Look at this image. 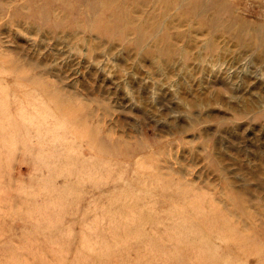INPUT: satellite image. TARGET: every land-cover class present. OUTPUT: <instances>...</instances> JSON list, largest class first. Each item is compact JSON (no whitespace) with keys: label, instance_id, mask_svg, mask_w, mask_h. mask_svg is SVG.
I'll use <instances>...</instances> for the list:
<instances>
[{"label":"rangeland","instance_id":"1","mask_svg":"<svg viewBox=\"0 0 264 264\" xmlns=\"http://www.w3.org/2000/svg\"><path fill=\"white\" fill-rule=\"evenodd\" d=\"M0 264H264V0H0Z\"/></svg>","mask_w":264,"mask_h":264}]
</instances>
